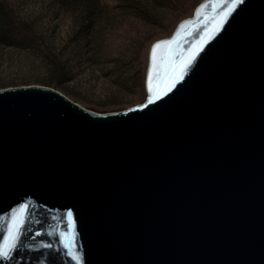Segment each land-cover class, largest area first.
I'll return each mask as SVG.
<instances>
[{
    "label": "water",
    "instance_id": "1",
    "mask_svg": "<svg viewBox=\"0 0 264 264\" xmlns=\"http://www.w3.org/2000/svg\"><path fill=\"white\" fill-rule=\"evenodd\" d=\"M174 36L154 83L195 58L148 104ZM144 88L108 113L0 89V264H264V0L199 2Z\"/></svg>",
    "mask_w": 264,
    "mask_h": 264
},
{
    "label": "rangeland",
    "instance_id": "2",
    "mask_svg": "<svg viewBox=\"0 0 264 264\" xmlns=\"http://www.w3.org/2000/svg\"><path fill=\"white\" fill-rule=\"evenodd\" d=\"M2 1L36 40L20 48L0 45V89L47 86L88 110L108 113L145 99L150 45L170 36L202 0H97L91 9L52 0ZM49 58L58 63L54 72L65 76L52 86Z\"/></svg>",
    "mask_w": 264,
    "mask_h": 264
},
{
    "label": "snow or ice",
    "instance_id": "3",
    "mask_svg": "<svg viewBox=\"0 0 264 264\" xmlns=\"http://www.w3.org/2000/svg\"><path fill=\"white\" fill-rule=\"evenodd\" d=\"M243 0H233L234 4H240ZM206 7V6H202ZM231 11V9L229 10ZM200 10H197V16H199ZM229 13H225L223 17H221L220 21L218 22V27H222L224 23V18ZM184 25H181L180 28L182 29ZM179 34V30L177 35ZM175 42V36L173 39L160 41L156 43L152 49L150 54V68L147 77V91H148V104H152L155 100L160 99L161 93L167 94V92L171 91L172 88L183 79L184 72L190 66L191 61L195 58V53L188 57L187 60L181 61L179 65L173 66L171 68V74L168 77V81L166 83V87L161 89L158 83H154L156 79L159 78V72L156 71L157 68V60H158V50L167 49L170 45ZM20 212L23 211V208L19 210ZM69 219L71 218V213H68ZM24 226V219L23 217H19L15 219V226L10 227L8 229V235L5 237L4 245H0V259H8L10 258V252L16 247V244L19 240L20 233Z\"/></svg>",
    "mask_w": 264,
    "mask_h": 264
},
{
    "label": "trees",
    "instance_id": "4",
    "mask_svg": "<svg viewBox=\"0 0 264 264\" xmlns=\"http://www.w3.org/2000/svg\"><path fill=\"white\" fill-rule=\"evenodd\" d=\"M58 5L65 6L67 3H77L85 9H91L97 3V0H52ZM89 27L88 22L82 30ZM35 37L31 34L29 28L22 21L17 20L12 9L8 5L0 0V45L12 46V47H25L35 43ZM50 68L53 71L51 73L50 80L47 85L52 86L64 80L65 76L62 72L55 73L54 68L58 66V63L54 58H49ZM56 77V79H53ZM142 82H144V74L142 76ZM58 81V82H56Z\"/></svg>",
    "mask_w": 264,
    "mask_h": 264
}]
</instances>
